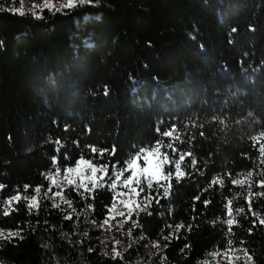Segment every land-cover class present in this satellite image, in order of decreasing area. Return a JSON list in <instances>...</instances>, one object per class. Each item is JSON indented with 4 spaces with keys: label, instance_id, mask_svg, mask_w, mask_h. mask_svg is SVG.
Masks as SVG:
<instances>
[{
    "label": "trees",
    "instance_id": "16d2710c",
    "mask_svg": "<svg viewBox=\"0 0 264 264\" xmlns=\"http://www.w3.org/2000/svg\"><path fill=\"white\" fill-rule=\"evenodd\" d=\"M171 125L180 135L175 146L191 151L197 166L179 184L173 179L170 197L159 205L153 201L152 215L140 213L132 235L144 237L142 244L159 241L154 263L196 264L230 239L234 249L247 248L255 264H264V226L257 223L249 234L253 217L241 214L226 236L217 219L224 215L225 197L247 212L249 189L225 178L224 188L202 191L217 175L239 178L237 173L251 169V190L264 191L256 187L264 165L251 139L264 131V0H101L55 15L45 10L42 19L0 11V184L7 186L0 190V229H23V239H0V264H143L131 263L138 248L115 261L102 251L92 221L106 218L105 205L113 201L106 187L96 190L94 200L66 189L76 209L71 221L63 216L72 209H53L51 200L31 215L25 201L14 202L18 210L4 216V200L17 188L23 193L25 184L31 186L25 195L36 186L43 195L50 182L42 173L55 171L57 139L64 146L61 166L65 152L74 163L81 153L91 155L85 145H115L114 157L106 153L94 162L120 161L121 167L136 149L159 138L157 127ZM205 199L211 201L207 207ZM81 208L86 215L77 219ZM253 208L264 216V197H254ZM116 220L121 218L111 222ZM132 220L124 225L133 226ZM180 222L192 230L174 234L164 248L168 241L162 237L172 231L166 225ZM185 244L191 247L181 253Z\"/></svg>",
    "mask_w": 264,
    "mask_h": 264
},
{
    "label": "snow or ice",
    "instance_id": "6c2138e0",
    "mask_svg": "<svg viewBox=\"0 0 264 264\" xmlns=\"http://www.w3.org/2000/svg\"><path fill=\"white\" fill-rule=\"evenodd\" d=\"M12 4H15L17 0H10ZM101 0H43L42 4L36 5L33 4L31 9H26L24 5V0H19V7H5L4 4H0V11H8L10 14L19 15L20 17H25L26 15H31L33 18L42 19L43 13L45 10L50 12L52 15L57 13H65L66 10L75 9L77 7L89 6L96 7L100 5ZM236 29L233 28L232 32H235ZM108 94L107 88L105 90V95ZM156 132L158 134V139L150 145L142 146L136 149L133 154L128 157L124 162L123 166L120 165V161L112 163L111 160L108 163H96L94 160L99 157L100 160H103L105 154L107 153L109 157H114L117 152L115 145L111 148H99L95 145H85L86 149L90 150L91 155L86 158L84 153H81L78 158L75 159L74 163L70 162V157L67 152L63 155V160L66 162L63 166L60 164V153L61 149L64 147L61 140L57 139L53 141L58 147L54 148V155L52 156V166L55 169L54 172L49 171L48 173H42L46 176V179L50 182L47 190L44 191L41 195V186H36L34 188V194L25 195L29 188L31 187L28 184L23 186V193L17 191L14 195L7 197L4 200L5 207L3 208V215L8 216L13 211L18 209L13 207V204H19L22 200L26 202V208L29 215L32 214L33 210H36L37 213L41 209L42 201H53L51 207L53 209H60L61 204H65L69 209H72L71 212H68L63 216L64 221H71L73 219V213H76V209L73 208V200L65 194L66 189H71L82 199H95L94 193L98 189L107 188L110 192L113 193V201L110 206L105 205L107 209L106 218L103 220L100 228L102 229L105 224H109V220L116 219L119 217H126L125 220H121L118 223L121 227L127 222V220H132L133 214L137 217L136 220H132L133 227L138 225V220L140 213H147L152 215L149 211V208L152 206L153 201L156 205L160 204L162 199H167L171 195V190L173 188L172 181L173 179L179 184L186 176L191 173L187 169H195L197 166V159L194 157V154L191 151L183 152L180 151L176 146V142L180 140V135L176 125H171L165 130L157 127ZM204 133L201 132V136ZM164 138H168V142L165 143ZM253 141V147L258 152L259 164L264 165V131H262L258 136L251 137ZM77 147H79V142H74ZM182 143V141H181ZM258 146V147H257ZM163 149L171 150V155L168 151ZM177 153H179L177 158ZM247 156V154H244ZM187 157H192L190 161L186 162ZM141 160L143 163L141 164ZM111 167V175H109V168ZM255 169L248 170L246 173H237L236 177L233 178V173L226 172L223 175L215 176L209 183L208 187L204 188L202 191H208V188L218 185L220 188L225 187V178L230 180L231 185L239 186L240 188L247 187L249 190L244 197L245 203L247 205V212H245L244 207H233L234 199L231 197H225L226 203L224 204V215L223 217H218L224 225H226V233L231 234L233 228L239 224L238 217L241 214L247 216L248 214L253 217L251 220V227L248 229L249 234L252 233L253 229L259 223L260 226H264V216L253 208V198L254 197H264V191L262 192H253L252 186V177L254 175ZM262 175H264V168L260 169ZM125 173H130L125 175ZM114 177V178H113ZM110 181V182H109ZM7 186L0 184V190L5 189ZM53 187L59 189L58 191H53ZM256 187L264 189V179H261L256 182ZM145 195H141L145 193ZM51 193V195H49ZM57 198L58 201H57ZM200 201V195L193 197V212H195V203ZM211 203L210 200L205 199L203 204L207 207ZM120 205V207H118ZM86 208L89 210H94V205L92 203L86 204ZM81 214L86 215L84 208L80 209V212L77 213V219ZM171 215V213H169ZM195 220V217L192 218ZM216 221H213L215 223ZM37 225L40 223L37 220ZM94 224L95 221H92ZM44 224L47 226L49 222L44 221ZM169 231L168 235L163 236L162 239L168 241L164 244L163 247L167 248L168 244L171 243V240L174 234L179 233L182 229L187 228V231H191L193 225H185L183 222L177 223L175 226L172 224H167ZM52 228H55L52 225ZM35 230V229H33ZM47 230V228L45 229ZM163 230V229H162ZM23 229L17 226V230H9L5 234L3 229H0V239L9 241L15 238L23 239L21 232ZM129 235L132 234V229H128ZM73 235L75 233H72ZM84 236H88V233H83ZM142 239L144 237H141ZM176 239L180 237L176 235ZM83 241H80L82 243ZM116 245L120 244V241L115 242ZM233 241L227 240L226 246L223 250H218L217 252L210 253L213 258L220 257L227 260L228 264H236L237 261H242L243 264H255L254 256L249 252L247 248L244 249H234L232 247ZM153 247L159 248V241L153 243ZM189 244H185L181 248V253L185 249L190 248ZM89 252L94 251V248H89ZM238 251H243L244 256L236 255ZM106 257H110L113 261L120 258L122 253L117 250L116 246L113 245L111 252L104 251ZM211 264V262H209Z\"/></svg>",
    "mask_w": 264,
    "mask_h": 264
},
{
    "label": "rangeland",
    "instance_id": "374dc122",
    "mask_svg": "<svg viewBox=\"0 0 264 264\" xmlns=\"http://www.w3.org/2000/svg\"><path fill=\"white\" fill-rule=\"evenodd\" d=\"M43 0H24V5L26 9H31L33 4L40 5L42 4ZM0 4H4L5 7L11 8V7H19L20 3L19 0L15 4H12L10 0H0ZM54 190H59L53 187ZM59 198H57L58 201ZM53 203V201H52ZM65 204H61V209L65 210L66 207H64ZM120 207V205H118ZM117 216L116 218H118ZM121 220H125L126 217H120ZM120 220V221H121ZM102 221H95L94 226H96L99 231V241L101 244L102 251H108L111 252L113 245L116 246L117 250L121 251V253L125 252L127 249H133L137 251L134 253L132 262H143V264H167L164 260H160L157 263L151 262V258L153 255L156 254L158 249L156 247H153V243H144L142 244V238L141 236L135 237L134 235H129L128 229H132V225H123V227L120 226L118 223L119 220H116L114 223L111 222V219L109 220V224H105L103 228H100V225L102 224ZM5 234H7V231H4ZM120 241V244L116 245L115 242ZM216 251L211 250L208 251L203 258H201L196 264H228L227 260L222 259L220 257L213 258L210 253H214ZM236 255L244 256L243 251H238L235 253ZM144 260V261H143ZM236 264H243L242 261H237Z\"/></svg>",
    "mask_w": 264,
    "mask_h": 264
}]
</instances>
